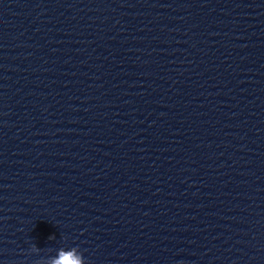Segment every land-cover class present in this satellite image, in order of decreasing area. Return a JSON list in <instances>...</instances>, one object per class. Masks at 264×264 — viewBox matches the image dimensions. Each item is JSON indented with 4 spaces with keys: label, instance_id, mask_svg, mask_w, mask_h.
Returning a JSON list of instances; mask_svg holds the SVG:
<instances>
[{
    "label": "water",
    "instance_id": "1",
    "mask_svg": "<svg viewBox=\"0 0 264 264\" xmlns=\"http://www.w3.org/2000/svg\"><path fill=\"white\" fill-rule=\"evenodd\" d=\"M61 252V264H264V156L0 124V264Z\"/></svg>",
    "mask_w": 264,
    "mask_h": 264
},
{
    "label": "clouds",
    "instance_id": "2",
    "mask_svg": "<svg viewBox=\"0 0 264 264\" xmlns=\"http://www.w3.org/2000/svg\"><path fill=\"white\" fill-rule=\"evenodd\" d=\"M75 252H76V249H73V254H74ZM65 255H67V254L61 252L60 258L54 260V261L52 262V264H61V260L63 259V257H64ZM75 258H76L78 261H80V264H84V258L81 259V256H76Z\"/></svg>",
    "mask_w": 264,
    "mask_h": 264
}]
</instances>
